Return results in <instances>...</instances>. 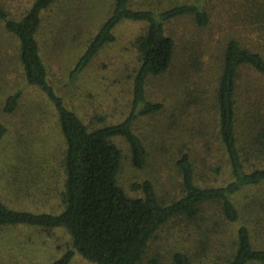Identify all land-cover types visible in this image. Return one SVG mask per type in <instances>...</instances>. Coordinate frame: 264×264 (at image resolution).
<instances>
[{
  "label": "trees",
  "instance_id": "16d2710c",
  "mask_svg": "<svg viewBox=\"0 0 264 264\" xmlns=\"http://www.w3.org/2000/svg\"><path fill=\"white\" fill-rule=\"evenodd\" d=\"M211 1L112 0L109 14L84 42L67 84L102 48L114 42V29L121 22H143L146 28L134 41L138 65L132 77L128 113L120 121L98 119L92 126L67 106L49 81L39 39L44 16L57 0H32L18 18H11L0 5V33L16 42L24 82L38 88L52 107L65 144L60 161L62 184L57 193L60 211L40 210L38 205L47 198L45 186L32 183L26 170L27 166L44 162L25 155L21 147L10 160L13 167L22 169L15 184L9 183L7 188L14 197L12 206L4 200L8 191L0 186V230L64 229L70 248L49 264H69L75 254L92 264H264V248L255 247L250 225L264 220V194L240 203L234 198L246 188L264 192V93L240 101L237 82L242 68L252 69L264 78V55L255 48L235 38L226 40L213 93L206 96V101L191 96V102L210 107L214 139L226 161L229 181L222 185L199 184L186 145L175 161L180 175L177 197L162 201L150 180L130 185L132 191L140 192L134 197L118 181L124 157L119 140L126 143L134 168H144L147 163L145 145L133 126L139 118L163 107L161 102L148 99L146 86L150 78L166 74L175 59L176 45L165 33L166 24L190 18L197 27L205 28L211 20L207 10ZM250 16L264 32V4L255 7ZM199 61V56H191L189 68L200 72ZM5 94L0 112L9 115L18 107L22 92ZM7 132L6 123L1 122L0 143ZM209 143L203 142L204 147ZM25 196L31 198L34 208L24 206Z\"/></svg>",
  "mask_w": 264,
  "mask_h": 264
},
{
  "label": "rangeland",
  "instance_id": "374dc122",
  "mask_svg": "<svg viewBox=\"0 0 264 264\" xmlns=\"http://www.w3.org/2000/svg\"><path fill=\"white\" fill-rule=\"evenodd\" d=\"M31 2L0 0V5L11 18H18ZM260 4H264V0H212L207 5L211 20L205 28L197 27L190 18L166 24L165 33L176 45L175 59L166 74L150 78L146 86L148 99L161 102L163 107L155 114L139 118L133 126L147 151L145 167L134 168L126 143L118 141L124 153L118 181L129 195L140 194L130 189L132 183L150 180L162 201L177 197L180 175L175 161L184 149L183 145L191 155L199 184L212 186L229 181L226 161L214 139L210 107H202L196 100L191 102V96L206 101V96L213 93L226 40L235 38L264 55V32L256 27L250 16ZM111 5L112 0H57L41 24L39 42L49 81L67 106L91 126V123L96 125L98 119L107 123L120 121L128 113L132 77L138 65L134 41L146 28L143 22H121L114 29V42L102 48L75 80L67 84L68 75L82 54L84 42L96 33ZM193 55L200 58V72L189 68L188 61ZM237 82L240 101L264 93V78L252 69H240ZM15 90L22 92L15 112L9 115L0 112V123L5 122L8 127L0 143V186L2 184L7 190L9 183L14 185L19 178L22 169L13 167L10 160L22 147L25 155L44 162H37L31 168L27 166L26 170L30 171L32 183L45 186L47 198L41 202L44 206L37 205L40 210L57 213L61 209L57 193L62 184L60 161L65 149L64 140L56 116L52 115V107L42 92L24 82L16 42L5 39L0 33V109L5 93ZM207 140L210 143L205 148L203 142ZM5 194V202L12 206L14 197L9 191ZM263 194L259 188H246L234 198L240 203L245 198H262ZM24 199L26 208H34L30 197ZM254 207L255 211L257 208ZM250 225L255 247L264 248V220ZM68 248L70 238L64 229L46 231L18 227L0 230V264H49ZM69 264L92 263L75 254Z\"/></svg>",
  "mask_w": 264,
  "mask_h": 264
}]
</instances>
